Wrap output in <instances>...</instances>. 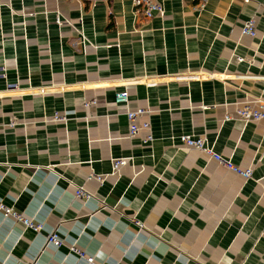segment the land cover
<instances>
[{"label":"crops","instance_id":"0c3cea01","mask_svg":"<svg viewBox=\"0 0 264 264\" xmlns=\"http://www.w3.org/2000/svg\"><path fill=\"white\" fill-rule=\"evenodd\" d=\"M158 1L165 15L145 18L131 0H0V201L44 224L0 211V264H88L73 244L105 264H264V124L236 117L264 97V0ZM253 17L258 34L243 35ZM123 90L152 109L132 137Z\"/></svg>","mask_w":264,"mask_h":264},{"label":"built area","instance_id":"2783aa9c","mask_svg":"<svg viewBox=\"0 0 264 264\" xmlns=\"http://www.w3.org/2000/svg\"><path fill=\"white\" fill-rule=\"evenodd\" d=\"M85 1V0H81ZM133 5L135 6V12L138 15H141L145 18H151L154 15L158 14L161 16L165 15V9L161 2L158 0H131ZM209 0H200L197 4V8L199 10H204L207 6ZM247 1V0H246ZM65 22H69L66 21ZM57 23L62 25L64 20L58 16ZM83 35V39H86L83 31H80ZM243 35L256 36L258 34L257 24L255 17L248 19L242 28ZM84 42V40H82ZM239 61H245V58L238 57ZM7 67H3L2 76H6ZM10 86L15 87L16 84H10ZM41 93L48 91L47 87L42 86L39 88ZM116 102L119 104H123L126 107L125 114L129 121V136H135L139 130L141 129V125L139 124V119L145 114L152 113L151 108H130V96L127 90L120 91L116 94ZM97 104L96 99L88 100L84 103L85 107H91L92 105ZM204 107V106H203ZM237 115L236 117L245 122L251 121H261L264 124V97H255V98H247L243 102L237 104ZM233 116L227 115L225 117V121L232 120ZM70 120V115L65 112H55L48 121L50 122H60L67 124ZM16 121H12L10 126H14ZM149 123H145V127H149ZM180 144L182 147L198 149L210 157L214 158L217 162L223 164L227 168L233 170L234 172L242 175L245 179H249L253 176V168H242L241 166L235 165L230 159L224 157L223 155L217 153L212 146L208 144V139L205 135L194 136L192 134H182L179 137ZM149 139L153 140V136L149 135ZM132 157H121L115 158L113 160V172L112 175H117L121 168L125 165L129 164L132 161ZM99 180L102 181V177H98ZM76 194L78 197H86L90 198L91 195L87 194L84 187L80 186L77 188ZM0 211L3 213L5 217H12L16 221L21 222L26 228L33 230L36 233H41L44 229V224L41 221H36L31 217L26 216L25 214L17 211L14 206H8L3 201H0ZM133 221L141 228H144V224L139 220L133 219ZM47 244H53L57 247L63 245V238H61L60 234L57 231H51L46 236ZM70 249L75 254H78L80 258L85 259L88 264H105L98 263L96 261L95 256L87 254L83 249L73 244L70 246Z\"/></svg>","mask_w":264,"mask_h":264}]
</instances>
